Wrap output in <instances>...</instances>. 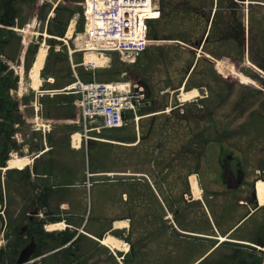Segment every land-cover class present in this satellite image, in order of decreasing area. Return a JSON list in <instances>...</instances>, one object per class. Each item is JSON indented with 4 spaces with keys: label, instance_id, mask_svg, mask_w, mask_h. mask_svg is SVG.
Returning <instances> with one entry per match:
<instances>
[{
    "label": "rangeland",
    "instance_id": "1",
    "mask_svg": "<svg viewBox=\"0 0 264 264\" xmlns=\"http://www.w3.org/2000/svg\"><path fill=\"white\" fill-rule=\"evenodd\" d=\"M41 2L44 0H40ZM51 0H45L48 3ZM163 7L166 10L165 16H162L159 21L156 23V29L161 36L178 34L182 31H187L190 29L191 40L193 42L200 41L207 32V16H203L194 13L183 12L175 15L171 11V5L169 0H163ZM177 1V0H175ZM193 3H199V0H190ZM1 2V0H0ZM18 2V1H17ZM173 2V0H172ZM212 0H205V6H202V12L209 14L211 11L210 6L212 5ZM264 3V2H262ZM60 5L64 6V10H61L62 17L66 19L69 17V11L67 7H80L81 4L72 0H61ZM22 12L19 16L20 19L25 21L26 33H31L33 31L32 27L34 25V19L37 14L38 2L26 1L20 3ZM68 5V6H67ZM19 6V5H18ZM43 10V9H42ZM39 11V15L42 13ZM50 10L49 6L46 7V10ZM170 11V12H169ZM37 19V26L34 31L45 32V17L41 15ZM47 16V15H46ZM175 19V20H173ZM29 23L30 28L26 25ZM38 23H40L38 25ZM260 26L262 31H264V21ZM15 35L12 37L10 42H8L2 49V55L9 59L13 63H17L16 68L18 72H22L23 75L20 78L16 79L17 83L13 86L11 90V97L14 100L19 99V108H17V114L23 115L25 118L24 122H21L17 126V131L20 136L22 143H28V151L22 150L21 155H29V158H32V154L37 152L34 151L38 147H44L53 145V150L47 156L36 158L31 163V168L33 166L38 167L40 173L46 172L45 165L49 158L54 159L55 171L49 175V179L46 178L47 174H43V179L39 184L47 183L54 187L55 192L49 196L50 208L55 213H51V216L61 215L66 219L70 220V226L72 228H78L84 226V229L88 233L96 237L100 235L103 231H111L118 227L116 225L117 221L121 219H126L127 225L129 228L122 231L120 240H123L125 243L124 249L122 252L118 250H112L109 247L101 243L100 240L89 241L84 236L81 239V248L77 250L83 264H190L208 249L213 246L216 242L209 239L207 236L204 238H187L185 234L184 237L180 236L178 232L175 236L172 235L174 230L169 231L164 236H160L157 239H152L148 241V248L146 251H141L140 257L138 258L140 247L143 245V229L141 226L143 218V208L147 209L146 202L141 203V199H137L136 195L138 191H142L146 186L143 178L140 176L139 171H144L148 173L149 182L157 188L160 192V183L158 180V173L168 176L169 181H173L176 177H179L178 191L182 189L190 188L189 182L186 185H183V179L187 172L188 167H183L181 165L171 166L169 160L171 158V147L175 149L182 148V140L179 137H175V134L172 131H167V145L164 149L166 154L162 157L165 158V163L169 164L168 168H164V165L158 164L153 166L151 162H147L146 159L151 158L158 154L159 161L161 160V154L158 153L157 146L161 141H165L166 136L163 135L166 129H163L164 122L166 120L172 123L175 119L177 110L164 112L170 104L178 102V97L181 92L180 87H182V79L185 74V63L188 59L193 57L194 50L191 48V44L183 45L174 41H163L160 43L153 42L144 54L140 55L138 64L132 67V64L126 63L119 58L117 53L111 54V67L109 68H100L97 70V77L99 80L102 78L101 73L105 71H116L118 68L122 70H127L129 76L132 79L135 78H145L152 88V95L144 101L143 104L139 106V109H142V112L150 111L157 109V112H149L144 115L139 120V129L137 125L132 122L128 125V133L134 134L135 131L138 132V135H142L143 139L137 146H124L123 148L111 147L103 150L102 158H104V165L107 169L113 170H125L124 175L127 177L125 182H119L121 176L114 174L112 177H118L116 182H105V183H95L91 186V191L88 192V187L84 183V179L87 176V157H86V146H83L80 150H74L70 145H68V122L64 119L70 112L71 107L69 104L63 102V96L54 101L51 104L49 103L48 96H45L41 101V98L37 99V90L36 92L31 87L30 83V69L32 66V55H30L31 63L29 68H27V62L25 64L19 62L22 56L23 51H27V47L33 48V46L40 42H45L46 46H49L50 41L47 37L44 41V38L29 37L25 36L24 33L15 31ZM213 36V34H212ZM255 39L252 43L251 53L252 57L259 56L258 51L261 45V35L260 33H254ZM24 38V40H23ZM210 45H207L208 49L218 51L222 53L223 51H228L227 46L222 47L218 42H210ZM191 45V46H190ZM238 49V48H237ZM236 49V50H237ZM204 50V49H203ZM232 54L235 53V49H231ZM52 52V53H51ZM62 52V53H61ZM61 52L52 51V48H49L48 55L44 64V68L40 73L41 84L44 87H53V85H58V82H63L67 76H70L72 69L71 62L65 58L66 48ZM61 53V54H60ZM27 55V54H26ZM79 56V54L77 55ZM223 56V55H222ZM261 56V55H260ZM259 56V57H260ZM231 58V56H229ZM233 57V56H232ZM264 57H262L261 63H264ZM256 59V58H255ZM76 63V60L74 59ZM19 66V67H18ZM80 67V66H79ZM235 70L237 74L229 78H224L221 76L215 68V64H206L201 61L196 72L192 75L190 79V85H199L204 84L208 89V96L201 99L203 106L200 112L204 115V122H201V125H206L210 132V138H216L222 135L228 136H246L250 137L249 139L258 138L256 141H259L260 137L264 138V73L254 67L247 59L243 62L240 60L235 61ZM11 71L12 78H14L15 73ZM54 72L58 74L56 78V83L52 84L50 81H47L49 75H53ZM201 72H204V76L201 75ZM121 75V71L118 75L115 73L109 74V79H116ZM40 88V87H39ZM256 91L255 89H260ZM186 90V88H185ZM249 92L251 94L249 95ZM21 95V96H20ZM22 96L24 98L22 99ZM191 102L185 104V109H193L195 106ZM36 107H39V114L42 120L41 128L45 129L47 132L49 127L51 128L50 137L47 140L40 139V135L44 136L43 130H34L35 126V117H36ZM73 108V113L75 112ZM49 111V114H48ZM139 113V111H138ZM174 113V114H173ZM155 115V116H153ZM52 119L53 123L49 120ZM155 123L154 131L151 135H148L149 127L152 123ZM169 123V124H170ZM188 135H193L196 133L199 128L196 123L192 121H184L183 127H178ZM35 132H37L35 134ZM104 131L102 130L101 133ZM101 133L92 132L90 135L100 136ZM144 135L146 137L144 138ZM35 136V139H33ZM46 141V142H45ZM235 141V140H231ZM255 141V140H252ZM264 142V139L260 140ZM225 151L234 149L236 145L233 142L225 144ZM241 149H234L238 156L244 160L247 157L246 163L250 168L251 162L255 161L256 158L259 161L263 160L264 143L255 146L253 149L246 148L245 143L242 144ZM219 144L214 142L210 144L206 154V160L212 163L214 161L216 154L219 152ZM256 148V149H255ZM72 150V151H71ZM34 151V152H33ZM242 151V152H241ZM247 152V153H244ZM250 152V153H249ZM175 153V152H174ZM172 153V154H174ZM249 153V154H248ZM248 154V155H247ZM183 156V154H181ZM179 157V156H178ZM185 160V159H184ZM179 161L180 158H179ZM190 161L194 164L195 160ZM191 164V163H189ZM251 165V166H250ZM204 172L200 178L201 188H203V198L210 205V221L206 218V212L202 205L201 200L196 203L193 200L188 202L190 206V212L188 214L190 225L188 228L190 230L202 231L205 233H215L214 230H210L211 224L221 227L223 222L233 220L229 217L224 218L220 209V197L219 194V183L214 185L215 178L218 176V168L215 165H212V175L213 179H209V176L201 165L200 170ZM60 172L66 174H72L74 176L73 181L65 180L63 183H72L74 181L83 182L81 185L76 187H71L67 189L58 188L60 183ZM122 172V171H121ZM130 173V174H128ZM97 177V176H96ZM36 176L32 177V180L35 181ZM62 180L63 177H61ZM72 179V178H71ZM61 180V181H62ZM116 183V184H115ZM122 183V184H119ZM144 185V186H143ZM171 185V183H168ZM206 185L209 186L206 188ZM6 205L4 215L6 219H11L12 225H16L17 222H25L26 212L28 210V205L30 199L33 197V191H29L32 187L29 181L21 180L19 173H10L6 178ZM31 186V187H30ZM42 186V185H41ZM218 186V187H217ZM215 189V190H214ZM38 190V188H37ZM68 192V193H67ZM127 193L124 197V194ZM179 193V192H178ZM211 193L215 194V199L210 200L209 195ZM144 199V198H142ZM146 199V198H145ZM86 212V220L84 213ZM167 215V213H164ZM23 220V221H22ZM27 221V220H26ZM231 224V223H230ZM12 226V227H13ZM186 228V227H184ZM171 234V235H169ZM112 232H108L105 236H113ZM116 236V235H114ZM24 237L27 235L24 233ZM7 236L0 233V245L7 243ZM216 241H220L219 239ZM135 247L137 250V260L125 262L123 255L127 252H130L132 247ZM264 253V252H263ZM241 256H244L243 252L240 253ZM229 250H225L222 246H218L215 250H211L209 256L201 264H229L227 260L231 258ZM264 261V255H263ZM30 264H41L39 258L32 261Z\"/></svg>",
    "mask_w": 264,
    "mask_h": 264
},
{
    "label": "trees",
    "instance_id": "2",
    "mask_svg": "<svg viewBox=\"0 0 264 264\" xmlns=\"http://www.w3.org/2000/svg\"><path fill=\"white\" fill-rule=\"evenodd\" d=\"M163 1V0H162ZM204 1V0H202ZM199 1V3H193L189 0H182L180 2H173L169 0V4L171 5V11L175 15L178 13H196L200 14L202 12L201 7L205 6V3ZM164 2V1H163ZM4 8H3V14L1 15L2 20L5 23H12L15 16H17L20 12L19 7H16L10 0H4ZM221 8H224V10ZM60 9V8H59ZM163 7V14L165 15ZM241 5L235 0H219L218 2V9L216 10L214 20L212 22V29L210 33V41L214 42H220L221 44H227L228 48H233L234 46H237V52L236 55H234V58H242L244 54V45H245V38H246V31H245V22H244V15L241 13ZM73 9L70 11L73 13ZM170 12V11H169ZM62 20V16H59ZM206 17V16H205ZM210 15H207V19L209 20ZM175 20V19H173ZM252 20V16H250V22ZM156 22L150 23V36L153 38H178L185 42H192L190 40V36L192 31L188 29L187 31H182L178 34H170L161 36L159 32L156 29ZM13 31L0 28V51L3 49V44L6 42V39H9L11 34L13 35ZM213 34V36H212ZM254 39V32L252 31V28H250L249 32V41H250V57L257 63L258 57L255 56L252 57L251 48H252V41ZM264 49H260L259 53L262 52ZM229 54H232V52H229ZM30 59V57H29ZM30 60L28 61V67H29ZM261 68L264 69V64H258ZM190 66V65H189ZM7 65H5L0 60V166H4L6 164V160L9 155V151L17 147V143L14 139H12V135L15 131L14 123L17 121H23L21 120V117L11 113L8 115V112L10 109L17 108V101H15L9 94V88L10 86H14L16 84V79L12 78V74L10 71H7ZM121 68V67H120ZM118 68L116 71H105L104 74L109 75L110 73H115L118 75L122 69ZM82 77L84 79H90L89 72L85 71L84 69H80ZM105 77V76H103ZM68 81L72 80L71 77L67 76ZM66 83V82H65ZM198 108L194 107L193 109H188L184 114L179 115L176 114L173 118L175 119L172 123L168 121L169 124V130H173L175 127H183L184 121H192L196 123L199 130L196 133H193V135H188L181 129H177L178 137L182 140V148L177 151V155L180 157V160L183 162H187L188 157H183L181 154L186 153H193L194 154V160H197L196 158L201 157L205 152V145L208 142V137L210 136V132L207 130V128L203 125H201V122H204V115L200 113L199 111L196 112ZM167 124V125H168ZM115 131H107L104 133L106 136L105 138L112 139L115 138L119 141H125V142H131L135 140L134 135L130 134H124L122 131H118L114 134ZM91 146L89 147V164L90 169L93 172H100L105 171L104 168V158H102V151L106 150L109 147H112L113 144L108 141H92ZM121 145V144H120ZM167 143H164V148L161 151V161L160 163L165 164V158L162 156L166 154V151L164 150ZM122 147V146H120ZM185 159V160H184ZM22 178H28V172H23L21 174ZM72 183H66V185H69ZM53 188L51 187H44L37 195H35V201L36 204L39 206H48L49 205V196L53 193ZM139 195V191L137 193ZM141 195V194H140ZM150 196L153 197L154 194L150 192ZM0 202H4V193L2 189L1 184V170H0ZM28 211V210H27ZM51 220H60L58 217H51ZM23 221V220H22ZM46 220L44 219H35L33 221H30L31 229L29 230V233H35L40 241L39 249L36 253L37 255L42 254L44 248H48L47 244L45 243L44 239L47 237L49 239H54L56 241V246H62L69 242L75 235V231L66 230L61 231L57 235L55 233H49L44 230V223ZM11 219L9 221V231L7 232V236L11 238L13 235H16L15 238V248L12 249L9 247V249L1 248L0 249V264L5 263V259H9L10 264H15L14 256L16 251H18L23 245H24V239L23 236L19 234V227L21 222H17L15 226L11 224ZM3 224V217L0 215V229ZM13 226V227H11ZM77 241L72 242L68 247H66L64 252H67L66 260L63 263L57 262V264H71L72 260L70 258L71 250L74 244H76ZM55 246V247H56ZM132 258H135L134 256L137 255V250L130 254ZM233 258H236L234 256ZM263 262V254L262 252H258L257 254H252L251 256H242L237 264H262Z\"/></svg>",
    "mask_w": 264,
    "mask_h": 264
},
{
    "label": "built area",
    "instance_id": "3",
    "mask_svg": "<svg viewBox=\"0 0 264 264\" xmlns=\"http://www.w3.org/2000/svg\"><path fill=\"white\" fill-rule=\"evenodd\" d=\"M158 14L152 0H87L86 47L117 49L132 57L148 43L145 19ZM72 86L82 94L79 106L84 120L103 118L109 127L120 125L123 111L143 97L118 83L77 82Z\"/></svg>",
    "mask_w": 264,
    "mask_h": 264
},
{
    "label": "flooded vegetation",
    "instance_id": "4",
    "mask_svg": "<svg viewBox=\"0 0 264 264\" xmlns=\"http://www.w3.org/2000/svg\"><path fill=\"white\" fill-rule=\"evenodd\" d=\"M220 141H223L224 145L220 146V151L216 154L214 162L210 163L206 160L205 169L209 172V178L213 179L212 175V165L217 166L218 176L213 182L214 185L219 183L221 189L218 194L220 197V209L224 218H235L239 216L235 221V224L231 226L230 223L234 221L223 222L220 227V232L217 231L220 235L225 236V242L222 243V247L225 250H229L230 254L241 253L242 251H256V248L248 246L249 244L244 243L243 241H235V239H247L254 241L259 244H264V203L259 199V196L256 191V182L259 178L264 179V165L260 163L258 158L251 162V167L246 161L242 160L236 151H224L227 143L231 140H239L240 137L223 135L218 137ZM236 148V147H235ZM243 175V179L238 186L236 185L237 178L235 176ZM218 187V186H217ZM215 190V189H214ZM170 193V192H169ZM212 198L214 195H210ZM164 202V201H163ZM167 204L165 207L167 210L169 208L172 210L171 217L173 218L171 222L177 226L180 219H187V212L189 214V209L184 210L185 201H182L180 204L179 199L170 194L169 199L166 200ZM179 215H181L178 220ZM170 216L166 217V220ZM176 219V220H175ZM248 219H250L248 221ZM170 222V223H171ZM144 226L143 238L147 239L148 229L152 228V224L146 222ZM3 233L6 234L8 226H6ZM171 228L173 226L171 225ZM185 233V232H183ZM191 235H194L190 233ZM218 238L217 235L212 236V240L216 241ZM8 243V241H7ZM7 243L5 245H7ZM147 247V242H144L143 249ZM6 263L9 264V259L6 258Z\"/></svg>",
    "mask_w": 264,
    "mask_h": 264
},
{
    "label": "bare ground",
    "instance_id": "5",
    "mask_svg": "<svg viewBox=\"0 0 264 264\" xmlns=\"http://www.w3.org/2000/svg\"><path fill=\"white\" fill-rule=\"evenodd\" d=\"M47 54H48V47L44 43H42L40 45L37 53H36V56H35L36 58L33 61V64H32L31 69H30V74H29L31 86L35 89L41 85L40 73L42 71V68L44 67ZM194 93H197V90H195ZM183 97H184L183 99H186V97H188V94L184 93ZM29 160L30 159L27 156L23 157L20 160L10 159L9 168H12L15 166L21 167L25 163H28ZM193 189H194L196 195L200 194V191L197 188V183L195 180H193ZM257 191H258V195H259L260 200L262 202H264V182L263 181L258 182ZM116 225L126 226L127 222L124 220H120V221L116 222ZM57 226H58L57 224H49L48 227H49V229H54V227H57ZM102 241L105 244L111 245L115 249H124V247H125L124 241L120 240L119 238H116L115 236L104 237V239Z\"/></svg>",
    "mask_w": 264,
    "mask_h": 264
},
{
    "label": "water",
    "instance_id": "6",
    "mask_svg": "<svg viewBox=\"0 0 264 264\" xmlns=\"http://www.w3.org/2000/svg\"><path fill=\"white\" fill-rule=\"evenodd\" d=\"M59 32L60 34L64 33V27L63 26H59ZM36 213V211H35ZM27 227H23V230H26ZM36 242L31 239L30 242L20 251L18 259H17V263L18 264H25L26 262H28L30 260L31 255L34 253V251L36 250Z\"/></svg>",
    "mask_w": 264,
    "mask_h": 264
}]
</instances>
